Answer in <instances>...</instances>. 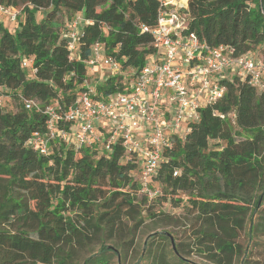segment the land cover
I'll use <instances>...</instances> for the list:
<instances>
[{"label":"trees","instance_id":"trees-1","mask_svg":"<svg viewBox=\"0 0 264 264\" xmlns=\"http://www.w3.org/2000/svg\"><path fill=\"white\" fill-rule=\"evenodd\" d=\"M0 4L20 10L12 29L0 21V93L17 100L13 111L0 103V264H70L71 251L95 244L100 251L86 263L108 264L112 256L119 260L121 252L104 239L128 234L132 243L145 220L143 209L150 219L171 218L169 212L153 211L156 197L148 200L140 193L137 154L126 153L120 138L110 150L51 140L46 154L28 141L35 132H48L46 108L64 114L89 89L92 99L129 91L155 53L150 29L159 1ZM184 12L187 32L210 46L229 45L235 54L264 60V0H187ZM62 15L65 33L59 32ZM75 16L82 20L81 34L70 58L66 30ZM97 42L120 69L90 87L86 63ZM257 49L259 57L253 54ZM218 82L225 87L223 96L199 107V119L187 121L188 130L168 134L170 146L162 149L151 182L162 185L164 195L161 190L157 197L174 206L183 202L175 196H186L193 240L177 242V251L171 247L173 261L157 251L149 264H198L186 259L190 252L211 264H264V242L253 238H264V88L234 75ZM76 127L72 121H55L56 133L71 134ZM158 234L172 246L170 234ZM154 237L146 241L148 255Z\"/></svg>","mask_w":264,"mask_h":264},{"label":"built area","instance_id":"built-area-1","mask_svg":"<svg viewBox=\"0 0 264 264\" xmlns=\"http://www.w3.org/2000/svg\"><path fill=\"white\" fill-rule=\"evenodd\" d=\"M158 1L156 24L150 29L155 53L141 68L129 91L105 99H92V89H89L64 114L46 108L45 112L50 115L48 132H35L28 141L40 154H46L51 140H71L77 147L99 145L110 150L120 138L126 153H136L140 160V193L148 200L160 195V190L151 182L157 175L162 149L170 146L168 134H182L188 130L187 121L199 119V107L223 96L225 87L218 82L220 78L234 75L264 88L263 59L235 54L229 45L210 46L194 33L187 32L184 12L187 0ZM19 14L16 8L0 4L3 22L16 23ZM81 21L75 16L67 24L70 58L81 34ZM143 30L148 28L143 27ZM29 63L30 60H24L23 64ZM86 64L91 69L103 67L110 75L120 69L119 61L104 56L98 42L93 45L92 56ZM25 106L29 108L30 102L26 101ZM166 115L168 119L163 120ZM56 120L72 121L77 127L71 134L67 131L56 133ZM182 124L185 126L183 132Z\"/></svg>","mask_w":264,"mask_h":264},{"label":"rangeland","instance_id":"rangeland-1","mask_svg":"<svg viewBox=\"0 0 264 264\" xmlns=\"http://www.w3.org/2000/svg\"><path fill=\"white\" fill-rule=\"evenodd\" d=\"M19 10V9H17ZM20 12V10H19ZM20 15V14H19ZM42 16V12H38L36 14L37 19H39ZM19 17V16H18ZM5 20V19H3ZM66 18L64 15L58 17V22L60 23L59 32L65 33V23ZM0 21L1 18H0ZM4 23L5 27H9L12 29L13 25H10L11 23H8L7 21H2ZM254 56L259 57L260 53L257 50H254L253 52ZM28 69V68H27ZM91 69V67L89 68ZM106 71L102 69L101 73H105ZM31 73V72H30ZM89 73H92L91 70H89ZM88 83L90 84V87H93V77L94 74H90ZM0 103L2 105L3 110H9L13 111L15 110L17 100L14 97H11V95L6 94L4 92L0 93ZM165 110L163 109V112ZM167 116V115H166ZM168 119V117L166 118ZM165 119V120H166ZM183 127L184 124H182ZM161 188L158 187V189L161 191L164 195L162 185H160ZM140 197V195H139ZM175 197L182 198L183 202L179 206H174L173 203L169 202V199H164V196L156 197L151 202L150 206L152 207L153 211H166L169 212L171 215V218L164 219V218H155L150 219L148 217V212L146 209H143L141 212V216L145 217L144 222L140 226V228L136 231L133 242L128 244L127 241L130 240V235L124 234L123 236H118L116 240H109L104 239L102 243H106L109 247H116L118 251L121 252L122 256H120L119 260H116V257L112 256L109 260L108 264H149L151 262V256H153L157 251H164L166 253L167 259L173 261V255L170 251L171 247L174 246L175 251L176 250V243L181 242L183 244L190 243L193 240L192 231L190 228V222L191 219H189L187 215L186 207L183 206L186 204V196L184 194H179ZM149 206V205H148ZM249 223L247 222V225ZM248 228H246L247 230ZM160 232H167L171 235L173 239V245L170 246L169 241L163 240L160 238L159 234ZM153 234L155 235V241L153 245L151 246V253L148 255L147 253V247L145 246L146 241H148L149 236ZM247 237V236H246ZM258 242L261 243L264 242V238H256ZM248 238L244 237V241H247ZM243 240V239H242ZM124 245L126 248L123 249L121 245ZM99 247L100 244H95L92 246H89L88 248L84 249H76L74 251H71V259L69 260L70 264H88L86 263V259L90 257L91 255H95L99 253ZM185 247V245H183ZM190 248H195L193 245L189 246ZM259 245L253 246L254 253L258 254ZM148 255V256H147ZM186 259L188 261L198 263V264H211L209 261H207L205 258H203L199 253L197 252H190L186 254ZM234 264H237L234 263Z\"/></svg>","mask_w":264,"mask_h":264},{"label":"crops","instance_id":"crops-1","mask_svg":"<svg viewBox=\"0 0 264 264\" xmlns=\"http://www.w3.org/2000/svg\"><path fill=\"white\" fill-rule=\"evenodd\" d=\"M7 21V20H6ZM8 22V21H7ZM8 23H10V22H8ZM10 25H16V23H11V24H9V26ZM9 28V27H8ZM102 69L103 70H105L106 72L105 73H101L102 72ZM91 70V72L92 73H89V76H91L90 74H94V76L95 77H93V84L94 83H96V82H99V81H101L102 80V78L106 75V74H108L107 72H108V70L107 69H104L103 67H100V66H95L94 68H92V69H90ZM89 80V79H88ZM90 81V80H89ZM167 118V116H165L164 118H162L163 120H165ZM185 127H182L181 128V131L183 132V129H184ZM140 134H143V132H141ZM140 138H142V137H140Z\"/></svg>","mask_w":264,"mask_h":264},{"label":"water","instance_id":"water-1","mask_svg":"<svg viewBox=\"0 0 264 264\" xmlns=\"http://www.w3.org/2000/svg\"><path fill=\"white\" fill-rule=\"evenodd\" d=\"M171 243H172V245H173V240H172V238H171ZM173 248H174V246H173Z\"/></svg>","mask_w":264,"mask_h":264}]
</instances>
